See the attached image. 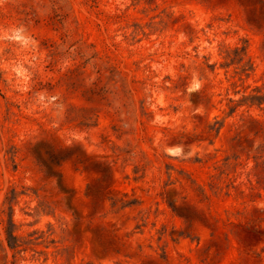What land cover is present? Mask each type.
<instances>
[{"label": "rangeland", "instance_id": "374dc122", "mask_svg": "<svg viewBox=\"0 0 264 264\" xmlns=\"http://www.w3.org/2000/svg\"><path fill=\"white\" fill-rule=\"evenodd\" d=\"M256 96L264 0H0V264H264Z\"/></svg>", "mask_w": 264, "mask_h": 264}, {"label": "trees", "instance_id": "16d2710c", "mask_svg": "<svg viewBox=\"0 0 264 264\" xmlns=\"http://www.w3.org/2000/svg\"><path fill=\"white\" fill-rule=\"evenodd\" d=\"M239 51L241 54H243L241 57V60H240V62H242L245 58V55H246V47H243L242 49L236 48L235 52H239ZM227 57L230 58V55L227 54L226 58ZM254 100L257 102H253L252 104H257L259 107L264 106V97L263 96H256V97H254ZM231 111L234 112L235 110H231ZM13 191H14V195L16 197L17 196L16 190H13ZM9 209L11 210V214L9 216L8 223H7L5 230H6V234L8 237V242H9L10 247L12 249H15V248L17 249L20 246V244H18L19 234L16 233L17 226H16V222L14 221V218H13V214H14L13 213L14 212L13 204H11L9 206Z\"/></svg>", "mask_w": 264, "mask_h": 264}]
</instances>
